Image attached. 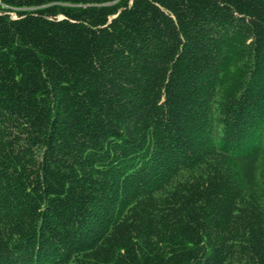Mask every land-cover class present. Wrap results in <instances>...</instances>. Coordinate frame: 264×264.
Listing matches in <instances>:
<instances>
[{"label":"trees","instance_id":"16d2710c","mask_svg":"<svg viewBox=\"0 0 264 264\" xmlns=\"http://www.w3.org/2000/svg\"><path fill=\"white\" fill-rule=\"evenodd\" d=\"M0 264H264V0H0Z\"/></svg>","mask_w":264,"mask_h":264},{"label":"bare ground","instance_id":"6f19581e","mask_svg":"<svg viewBox=\"0 0 264 264\" xmlns=\"http://www.w3.org/2000/svg\"><path fill=\"white\" fill-rule=\"evenodd\" d=\"M7 145V144H6ZM10 154V153H9ZM142 183V182H141ZM128 187V186H127ZM125 191V190H124ZM122 192V191H121ZM120 193V192H119ZM139 195V194H138ZM145 195V194H144ZM125 196V195H124ZM134 196V195H133ZM120 197V195H119ZM135 197V196H134ZM141 198V197H140ZM126 203V202H125ZM116 204V203H115ZM118 205V204H117ZM109 206V205H108ZM109 209V208H108ZM105 213V212H104ZM102 214V213H101ZM100 216V215H99ZM154 250V249H153Z\"/></svg>","mask_w":264,"mask_h":264},{"label":"rangeland","instance_id":"374dc122","mask_svg":"<svg viewBox=\"0 0 264 264\" xmlns=\"http://www.w3.org/2000/svg\"><path fill=\"white\" fill-rule=\"evenodd\" d=\"M14 17H16V15L14 13H11Z\"/></svg>","mask_w":264,"mask_h":264}]
</instances>
